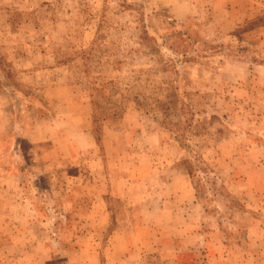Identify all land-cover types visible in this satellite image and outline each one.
<instances>
[{"label": "rangeland", "instance_id": "rangeland-1", "mask_svg": "<svg viewBox=\"0 0 264 264\" xmlns=\"http://www.w3.org/2000/svg\"><path fill=\"white\" fill-rule=\"evenodd\" d=\"M0 264H264V0H0Z\"/></svg>", "mask_w": 264, "mask_h": 264}]
</instances>
